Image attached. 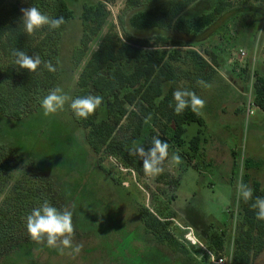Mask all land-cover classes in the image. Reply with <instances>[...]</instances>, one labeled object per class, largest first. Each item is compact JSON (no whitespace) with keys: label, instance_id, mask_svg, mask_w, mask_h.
<instances>
[{"label":"rangeland","instance_id":"obj_1","mask_svg":"<svg viewBox=\"0 0 264 264\" xmlns=\"http://www.w3.org/2000/svg\"><path fill=\"white\" fill-rule=\"evenodd\" d=\"M64 1L75 19L66 24L59 42L57 86L74 98L81 70L103 37L108 33L113 40L124 42L120 20L128 9L125 0ZM242 1L232 0L234 11L217 22L212 35L189 48H178L182 58L172 62L177 74L188 73L175 91L183 82L184 88L205 101L199 112L204 124L199 128L197 153L189 150L188 143L198 126L185 127L184 143L178 147L172 139V125L159 117L154 123L152 116L143 119L135 139L132 129L140 117L132 122L123 119L113 135L120 147H115L114 154H94L86 144V131L73 121L67 105L51 116L43 114L41 105L20 120L0 116V154L11 163V175L4 177L0 186V208L13 214L15 208L28 204L25 195L13 193V185L18 180L26 189V176L38 179L51 188L47 194L54 207L73 213V244L81 245L79 253L65 249L61 254L33 241L26 232L13 235L1 230L0 219V264H210L208 253L217 255L220 251L213 250L217 249L214 236L221 231L223 248L233 249L235 238L243 230L237 183L246 180L248 186L256 182L264 188V111L253 105L256 77L264 79V0H246V5H241ZM3 3L17 6L20 20L21 9L29 7L51 17L50 4L44 9L41 0ZM96 3L103 5L107 19L88 44L83 61L74 64L72 52L81 38L78 18L82 6ZM238 8L245 11L236 12ZM188 16L184 13L182 17ZM47 31L44 28L32 36L40 39ZM145 40L155 46L152 37ZM239 48L247 52L243 62L233 55ZM187 51L195 52L208 67L195 65L185 55ZM1 65L11 66L0 58ZM123 67L129 73L133 62ZM198 80L210 87L199 85ZM105 118L103 107L95 123ZM165 124L167 134L163 135L159 129ZM150 132L152 139L166 141L169 152H177L182 159L173 173L165 171L151 184L145 180L138 156L141 173L125 165V151L132 149L134 142L146 146ZM144 208L154 216L158 210L174 214L167 226L172 240L158 239L144 227L140 217ZM251 264H264V248Z\"/></svg>","mask_w":264,"mask_h":264},{"label":"trees","instance_id":"obj_2","mask_svg":"<svg viewBox=\"0 0 264 264\" xmlns=\"http://www.w3.org/2000/svg\"><path fill=\"white\" fill-rule=\"evenodd\" d=\"M41 1L44 9L50 4L51 17H64L65 22L60 28L48 30L40 39H36L24 31L17 6H5L3 0H0V58L11 65L0 66V116L15 121L30 114L34 107L40 105V100L57 87L60 79L57 61L59 42L66 24L75 19V14L64 0H48L47 4L43 3L45 0ZM231 1L125 0L128 10L120 20L124 42L113 40L108 33L103 37L97 50L85 62L74 95V98L88 94L100 95L103 97V104L87 119H78L70 109L73 121L86 131V144L94 154L100 151L114 154L115 147H120V144H115L113 135L123 119L132 122L135 117H140L132 129V139L140 135L143 119L152 116L153 123L156 117L164 119L172 125V139L178 147L184 143L182 136L186 126L196 125L198 129L203 126L202 117L190 108L180 115L174 111L173 93L179 80L187 78L188 73L177 74L172 62H178L182 58V52L178 48H189L212 35L217 22L234 11ZM245 1L241 5H246ZM235 11L245 10L238 8ZM184 13L189 15L188 18L182 17ZM106 19L107 12L101 3L82 6L78 18L81 38L72 52L74 64L83 61L88 44L99 35ZM147 37L153 38L155 46H149L150 42L145 40ZM16 49L28 55L38 54L42 61L51 62L55 71H49L43 64L31 73L19 68L14 64L13 52ZM185 55L199 68L208 67L195 52L187 51ZM130 62H133V68L127 73L123 65ZM212 63L216 65V60L212 59ZM253 105L264 111V79L261 77H256ZM103 107L106 118L96 124L98 112ZM129 108L131 111H128ZM166 128L165 124L159 129L163 135L167 134ZM152 136L154 134L150 132L146 139L148 145H151ZM199 136L200 129L188 143L189 150L193 153L200 149ZM125 154L127 168L141 173L137 155L131 149L126 150ZM10 166L9 158L0 154V186L4 177L11 175ZM26 178L24 184L27 190L18 185V180L12 189L13 193L25 195L28 204L15 208L13 214L5 213L0 208L1 230L5 229L13 235L23 232L28 235L27 231H23L27 230V215L44 200L50 202L47 192L51 188L38 182V179ZM243 183L249 185L246 180ZM250 187L253 189L252 199L247 202L241 199L243 230L234 240L232 264H251L264 248V221L256 218V209L252 208L256 197H264V188L256 182ZM157 213L154 216L146 208L142 209L140 217L144 227L158 239L172 240L167 226L174 219V214H164L163 210H158ZM223 235L224 232L221 231V235L214 236L217 249L213 251L222 250Z\"/></svg>","mask_w":264,"mask_h":264},{"label":"clouds","instance_id":"obj_3","mask_svg":"<svg viewBox=\"0 0 264 264\" xmlns=\"http://www.w3.org/2000/svg\"><path fill=\"white\" fill-rule=\"evenodd\" d=\"M22 25L28 35H35L38 31L47 28L49 31L58 29L65 22L64 17H50L42 13L36 7L21 9ZM14 64L21 69L35 72L41 64L49 71H55L49 61H42L41 57L28 55L26 52L16 49L13 52ZM197 83L204 87H210L203 80ZM177 115L182 114L185 109L199 113L205 106V101L196 95L195 92L184 88L183 82L173 93ZM103 104V97L100 95L88 94L85 96L71 97L62 87L51 89L46 96L40 100V105L45 116H51L62 112L67 105L78 119H87ZM170 145L158 137H153L151 146L145 148L143 144L134 142L131 149L133 154L142 160L144 177L147 183L151 184L165 171L173 173L182 162L177 152H169ZM237 195L245 202L253 197V189L242 181L237 183ZM3 197H0L2 200ZM252 208L256 209V218L264 221V197H256ZM73 213L68 209H58L48 200L33 208L26 217V229L29 237L39 243L46 244L50 248L57 249L61 254L65 249H71L79 253L81 245L73 244L75 228L72 221Z\"/></svg>","mask_w":264,"mask_h":264},{"label":"built area","instance_id":"obj_4","mask_svg":"<svg viewBox=\"0 0 264 264\" xmlns=\"http://www.w3.org/2000/svg\"><path fill=\"white\" fill-rule=\"evenodd\" d=\"M237 57V61L243 62L244 59L247 57V52L239 48L238 50L234 51V54ZM232 253L233 249H229L228 251L224 248L220 250L217 255L208 253L210 257V264H232Z\"/></svg>","mask_w":264,"mask_h":264}]
</instances>
